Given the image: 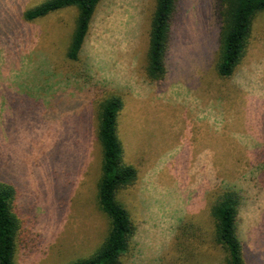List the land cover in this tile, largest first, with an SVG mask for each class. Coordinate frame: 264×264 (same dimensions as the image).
Masks as SVG:
<instances>
[{
	"label": "rangeland",
	"instance_id": "1",
	"mask_svg": "<svg viewBox=\"0 0 264 264\" xmlns=\"http://www.w3.org/2000/svg\"><path fill=\"white\" fill-rule=\"evenodd\" d=\"M45 1L0 0V183L15 187L22 222L15 264H72L101 244L97 109L112 95L138 172L119 194L136 227L123 264H224L211 209L227 192L241 199L245 263L264 264V12L222 79L217 0H179L166 76L151 83L155 0H102L76 63L66 58L76 11L24 21Z\"/></svg>",
	"mask_w": 264,
	"mask_h": 264
},
{
	"label": "trees",
	"instance_id": "2",
	"mask_svg": "<svg viewBox=\"0 0 264 264\" xmlns=\"http://www.w3.org/2000/svg\"><path fill=\"white\" fill-rule=\"evenodd\" d=\"M102 0H47L28 9L26 23L45 20L64 10L77 13L74 31L66 53L68 61L80 60L90 33L92 20ZM179 0H155L149 28V44L145 62L146 78L151 83L164 80L166 58L171 40L172 25ZM264 12V0H217L220 22V49L216 71L222 79H231L244 57L254 19ZM28 96V93H24ZM30 97V95H29ZM31 98V97H30ZM123 103L110 96L98 104L96 139L100 146V170L96 203L107 227L101 244L88 258L72 264H123L131 252L136 227L132 216L120 203L119 194L133 187L138 180L137 169L126 163L118 135L119 117ZM261 177L264 179V154ZM16 191L11 184L0 183V264H15L22 222L15 210ZM241 199L234 192L220 196L211 215L215 221L216 243L226 253L224 264H246L239 236ZM192 226H187L188 233Z\"/></svg>",
	"mask_w": 264,
	"mask_h": 264
}]
</instances>
